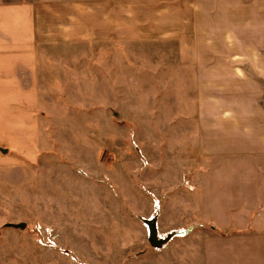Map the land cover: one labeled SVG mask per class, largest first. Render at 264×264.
<instances>
[{
    "label": "rangeland",
    "instance_id": "1",
    "mask_svg": "<svg viewBox=\"0 0 264 264\" xmlns=\"http://www.w3.org/2000/svg\"><path fill=\"white\" fill-rule=\"evenodd\" d=\"M102 49L117 53L113 77L54 72L40 109L44 150L0 167V264H259L254 252L248 260L233 252L253 238L223 239L228 232L212 231L196 212L184 173L197 155L184 132L192 111L175 103V78L137 57L173 47ZM149 221L159 245L148 240Z\"/></svg>",
    "mask_w": 264,
    "mask_h": 264
},
{
    "label": "crops",
    "instance_id": "2",
    "mask_svg": "<svg viewBox=\"0 0 264 264\" xmlns=\"http://www.w3.org/2000/svg\"><path fill=\"white\" fill-rule=\"evenodd\" d=\"M120 42L173 47L137 57L192 111L196 212L223 239L253 238L233 252L264 264V0H0V167L44 150L47 78L113 77L117 53L101 51Z\"/></svg>",
    "mask_w": 264,
    "mask_h": 264
},
{
    "label": "water",
    "instance_id": "3",
    "mask_svg": "<svg viewBox=\"0 0 264 264\" xmlns=\"http://www.w3.org/2000/svg\"><path fill=\"white\" fill-rule=\"evenodd\" d=\"M149 226L147 229H149V242L151 245H159L162 241L160 240H157L156 239V234H155V227L154 225L149 221ZM13 225L14 227H24V223H18V224H11Z\"/></svg>",
    "mask_w": 264,
    "mask_h": 264
}]
</instances>
